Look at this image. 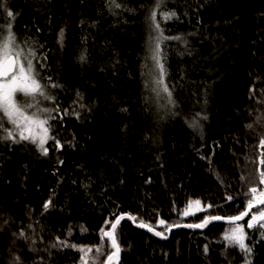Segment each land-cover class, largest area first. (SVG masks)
<instances>
[{
  "label": "trees",
  "instance_id": "obj_1",
  "mask_svg": "<svg viewBox=\"0 0 264 264\" xmlns=\"http://www.w3.org/2000/svg\"><path fill=\"white\" fill-rule=\"evenodd\" d=\"M156 2L0 0L14 13L0 8V39L11 23L55 98L44 107L59 109L47 155L29 141L4 140L0 129V264H77L82 248L92 249L87 264H104L114 249L101 230L120 216L118 264L246 259L219 240L235 227L227 218L245 211L249 188L264 190V0ZM153 10L164 36L181 37L162 42L175 101L162 99L163 110L144 76ZM165 12L175 16L165 20ZM192 199L205 209L180 219ZM261 208L237 222L251 264H264V229L247 228ZM215 216L202 228L184 226ZM141 221L168 239L140 230ZM168 225L179 226L168 233Z\"/></svg>",
  "mask_w": 264,
  "mask_h": 264
},
{
  "label": "snow or ice",
  "instance_id": "obj_2",
  "mask_svg": "<svg viewBox=\"0 0 264 264\" xmlns=\"http://www.w3.org/2000/svg\"><path fill=\"white\" fill-rule=\"evenodd\" d=\"M162 0H157L156 7H160ZM110 6L115 8H120L121 4L116 3V0H110ZM0 8H3L7 12L9 18L14 17V13L7 9L6 4L0 3ZM156 12L153 10L147 17L151 21V29L156 32L157 35L149 36V52L150 59L153 61L154 68L156 70V76L154 77L152 83L155 87H152V92L155 93L158 99H166L168 104H174L175 101L172 99V91L166 84V68L162 62L164 57L161 51L162 42L165 40L173 39L179 40V36H164L163 30L160 24L156 21ZM175 16L174 12H165L162 14V18L167 20ZM63 30H61V35ZM16 35L12 31V24L9 23L7 26V36L0 39V129L6 132L3 137L4 140H12L13 143H19L21 141H29L36 145L37 149L42 155L48 154V147H46L47 142L50 139H54L50 135L51 127L50 120L57 119L56 116L51 115L52 112H57L59 109L40 107V98L43 100H54L55 98L47 92L48 85L42 83V77L37 71V65L33 63V57L35 52H30L25 55L16 43ZM149 57H146V59ZM81 61L85 57H80ZM51 80V77L48 78ZM51 87L55 88L57 85L52 84ZM35 109V111H29ZM67 114V110H64ZM47 114V115H45ZM206 119V117H204ZM12 125V129H9L7 125ZM192 127H199L197 122H193ZM251 128L252 125H247ZM14 135L19 136V140L14 139ZM261 148H264V137H261L259 141ZM56 148L61 147L59 141H56ZM264 157V152L261 153ZM259 163L264 165V158H261ZM241 179H245L242 177ZM259 184L264 185V170L259 171ZM249 193L251 194V199L247 202V207L245 211L241 212L237 216H231L227 219L232 222L235 227L231 229V234L226 233L224 239L228 242L230 246H238L247 256L251 253V249L245 244V229L244 227L237 223L241 221L245 216L248 215L249 210L258 206L264 205V190L258 191L257 187L249 188ZM247 196V194H245ZM229 200L232 197H228ZM191 203L189 206H191ZM50 202H46L44 208L49 207ZM195 204L199 205L200 201H195ZM184 215H188L187 212ZM129 219L135 220L134 217L129 216ZM124 219V216L116 218V221L111 224V231L101 230L103 236L102 241L106 237L111 242V247L114 251L107 256L106 264H113L114 261H119V253L121 251L119 244L117 243L115 230L120 223V220ZM220 220L221 217H206L204 221L200 224H187L185 227L192 228H202L209 223V220ZM264 208H261L257 213L251 215V219L247 222V228L253 229L254 227H259L264 229ZM107 223V222H106ZM158 224L163 226L165 221L160 220ZM139 227L147 228L148 231L154 232L155 235L161 236L162 238H167L164 236L163 232L155 231L150 225H146L144 222L138 225ZM179 226V225H176ZM172 225H168L166 230H170ZM24 232L19 233V238H24ZM264 236V233H262ZM75 247V245H72ZM84 255L81 256V260L84 264H87L85 259L88 252L92 251L89 249H80ZM101 249H97L99 253ZM207 251V247L205 248ZM13 264H19V257H14Z\"/></svg>",
  "mask_w": 264,
  "mask_h": 264
},
{
  "label": "rangeland",
  "instance_id": "obj_3",
  "mask_svg": "<svg viewBox=\"0 0 264 264\" xmlns=\"http://www.w3.org/2000/svg\"><path fill=\"white\" fill-rule=\"evenodd\" d=\"M153 35H157L156 32L152 31L151 29V23H149L148 25V35H147V47H148V57L147 58V61H146V64L144 66V76L147 77V84H146V87L149 89V92L151 93V95L153 96L154 98V103H155V107L159 108L161 110H163L162 108V99H158L155 95L154 92H152V87H155V85L152 83L154 77L156 76V70L154 68V65H153V61L150 59V52H149V36ZM3 39V38H2ZM19 47V50H22L23 53L25 55H28V52H26L23 48H21L20 46ZM49 86L47 87V92L49 93ZM163 100H166V99H163ZM45 103H50V100H43L42 98H40V107H44ZM31 111V110H29ZM35 111V109H34ZM195 201H200L198 199H192L190 200L187 205L182 209V212H181V215L182 217H190V216H193V215H196L198 213H201L204 209H205V205L200 201V204L197 205L195 204ZM191 203V206H189V204ZM187 212L188 215H184V213ZM228 234H231V231L228 232Z\"/></svg>",
  "mask_w": 264,
  "mask_h": 264
},
{
  "label": "bare ground",
  "instance_id": "obj_4",
  "mask_svg": "<svg viewBox=\"0 0 264 264\" xmlns=\"http://www.w3.org/2000/svg\"><path fill=\"white\" fill-rule=\"evenodd\" d=\"M12 125H8V128L9 129H12ZM14 139L15 140H19V136L18 135H14ZM12 141V140H11ZM185 218H187V217H182V215H180V219H185ZM158 226L160 227L161 225H159L158 224ZM176 228V226H173V227H171V229L170 230H168V233H170L173 229H175ZM111 229V228H110ZM154 229V228H153ZM231 229L232 228H230V229H228L225 233H224V235L220 238V240H219V242L222 244V245H224L225 247H227V250H231V247H235V248H237L238 250H241L238 246H230V245H228V242L224 239V236H225V234L226 233H228L229 231H231ZM155 231H157L156 229H154ZM149 233H154V232H149ZM169 237V236H168ZM168 237L166 238V239H168ZM242 251V250H241ZM246 256V255H245ZM251 256V253H249L247 256H246V259L244 258V261L241 263V264H251V262H252V257L251 258H249ZM79 259H80V262H78L77 264H81V262H82V260H81V257H79ZM106 260H107V258L104 260V264L106 263ZM113 264H115V262H113Z\"/></svg>",
  "mask_w": 264,
  "mask_h": 264
},
{
  "label": "water",
  "instance_id": "obj_5",
  "mask_svg": "<svg viewBox=\"0 0 264 264\" xmlns=\"http://www.w3.org/2000/svg\"><path fill=\"white\" fill-rule=\"evenodd\" d=\"M140 230H142V231H145V232H150V231H148L147 229H144V228H139ZM109 231H111V229L109 230ZM107 261V260H106ZM106 264V263H105Z\"/></svg>",
  "mask_w": 264,
  "mask_h": 264
}]
</instances>
